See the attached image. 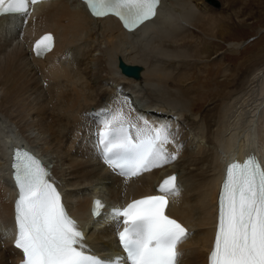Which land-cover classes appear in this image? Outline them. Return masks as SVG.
Returning a JSON list of instances; mask_svg holds the SVG:
<instances>
[{"label":"bare ground","instance_id":"1","mask_svg":"<svg viewBox=\"0 0 264 264\" xmlns=\"http://www.w3.org/2000/svg\"><path fill=\"white\" fill-rule=\"evenodd\" d=\"M234 8L215 13L205 0H161L156 16L131 32L110 16L90 17L73 0H48L28 17L0 18V264L18 259L10 236L3 235L12 215L5 155L20 143L52 165L54 181L80 220L91 195L120 205L154 193L162 176L175 173L179 195L170 196L166 212L190 233L179 244L178 264L206 263L223 163L242 157L249 146L264 160L263 56L226 72L216 84L222 90L198 114L191 111L203 45L216 38L220 23L241 19ZM44 30L53 32L55 44L36 59L26 41ZM241 47L229 43L234 51ZM118 58L140 66L139 78L123 76ZM118 110L133 122L143 117L154 126L167 125L174 141L165 148L176 159L128 180L116 176L96 155L90 127L95 121L103 125ZM114 225L94 222L87 231L95 252L117 250Z\"/></svg>","mask_w":264,"mask_h":264},{"label":"snow or ice","instance_id":"2","mask_svg":"<svg viewBox=\"0 0 264 264\" xmlns=\"http://www.w3.org/2000/svg\"><path fill=\"white\" fill-rule=\"evenodd\" d=\"M39 0H0V15L29 13ZM94 17L114 15L129 31L156 15L159 0H83ZM54 37L36 40L33 51L43 57ZM174 141L167 125L154 126L143 117L133 122L122 110L103 121L97 145L104 163L126 179L140 176L174 161L165 145ZM13 179L18 189L14 204V246L23 254L21 264H178V245L190 235L168 216L169 197L179 195L176 176L165 178L157 195L134 199L113 208L119 244L126 254L109 260L93 255L85 236L67 212L50 173L31 153L16 150ZM103 203L93 201L99 217ZM122 225V230L120 226ZM209 264H264V166L248 157L228 165L219 197V216Z\"/></svg>","mask_w":264,"mask_h":264},{"label":"rangeland","instance_id":"3","mask_svg":"<svg viewBox=\"0 0 264 264\" xmlns=\"http://www.w3.org/2000/svg\"><path fill=\"white\" fill-rule=\"evenodd\" d=\"M214 1H216L215 6L210 1L211 4L208 0H205L207 5L210 6V11L219 13L235 7L234 9L237 13L239 12L238 16L241 21L234 19L233 21L220 23L216 38L210 39L203 45L201 50L204 54L202 58L203 67L196 68L193 72V80H196L200 71V79L197 78V84L194 86L199 93H197V98H195L191 107L193 115L198 114L200 110L202 111L203 104L218 93L216 91L222 90L216 84L222 78H226L228 71L230 72L238 67L244 68L252 61L262 56L264 58V0H235V2L234 0H225L226 3L228 2L227 4L224 3V0ZM232 1L234 4L232 3L231 6ZM215 13L210 16L216 17ZM252 36L253 38L248 40ZM229 43H235L242 47L234 51L229 48ZM109 114L108 111L104 115L108 116ZM187 114L190 116L189 113ZM183 181L181 179L182 183Z\"/></svg>","mask_w":264,"mask_h":264},{"label":"water","instance_id":"4","mask_svg":"<svg viewBox=\"0 0 264 264\" xmlns=\"http://www.w3.org/2000/svg\"><path fill=\"white\" fill-rule=\"evenodd\" d=\"M213 4L216 5V1H213ZM117 66L124 75L132 77L133 79L139 78L140 66L124 64L119 58L117 59Z\"/></svg>","mask_w":264,"mask_h":264}]
</instances>
